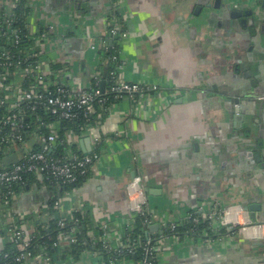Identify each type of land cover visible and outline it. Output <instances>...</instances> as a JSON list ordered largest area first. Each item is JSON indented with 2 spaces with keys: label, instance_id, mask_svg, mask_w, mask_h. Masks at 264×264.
Returning a JSON list of instances; mask_svg holds the SVG:
<instances>
[{
  "label": "crops",
  "instance_id": "0c3cea01",
  "mask_svg": "<svg viewBox=\"0 0 264 264\" xmlns=\"http://www.w3.org/2000/svg\"><path fill=\"white\" fill-rule=\"evenodd\" d=\"M7 1L0 0L1 13L3 8L7 11ZM209 1L215 0H119L116 4L129 33L121 42V75L128 82L158 85L161 90L138 103L124 98L108 108L105 120L100 116L101 122L90 132L69 134L71 146L81 155L95 152L96 139H100V160L82 186L58 197L62 216L76 211L88 215L89 231L97 239L107 233L113 247L119 248L125 232L134 228L127 193L134 174L142 178L145 188L156 192L146 193L151 214L148 231L160 226L158 231H149L151 236L160 233L165 223L193 211L204 215L217 205L261 206L255 216L264 224V168L254 157L260 154L264 162V111L259 110L263 104L247 101L258 112L252 116L255 123H243L253 130L250 140L240 127L245 103L233 101L244 98L246 90H242L247 87L242 78L249 69L244 68L239 76L232 59L241 54L238 40L233 42L241 33L232 24V11L225 6L220 11L225 17L224 13L222 19L212 17L206 8ZM230 1L225 3L233 9L245 3L256 11L258 3L264 2ZM30 3L34 27H53L55 42L48 50L68 58L75 70L67 72L63 83L88 86L101 56L89 50L87 38L105 36L114 6L109 0ZM200 7L204 10L196 14ZM262 10L259 27L264 25ZM88 140L91 151L86 147ZM55 192L37 186L24 193L14 204L15 217L28 229L44 224ZM218 230L210 240L187 236L166 241L159 254L161 264H264V236L249 239L229 234L224 227ZM263 233L264 228L258 234ZM6 242L0 237V249ZM58 251L56 264H107L102 254L90 249L78 260L69 249Z\"/></svg>",
  "mask_w": 264,
  "mask_h": 264
},
{
  "label": "built area",
  "instance_id": "2783aa9c",
  "mask_svg": "<svg viewBox=\"0 0 264 264\" xmlns=\"http://www.w3.org/2000/svg\"><path fill=\"white\" fill-rule=\"evenodd\" d=\"M28 1L30 2V0ZM7 2L6 16H10L18 8L19 0H8ZM31 15L32 11L26 22L23 20L28 30L27 35L21 34L18 30L9 31L7 29L14 23V18L5 17L0 20V155L3 158L16 155L18 158L17 163L11 167L0 169V188L5 191L0 194V231L4 233V235L0 234V237L6 239V244L12 245L16 250L15 255L4 253L0 264H56L55 256H50L44 251L33 252V238L37 233L38 226L33 229L29 228V230L23 221L15 217L14 204L18 202L23 194L14 191L12 186L14 183H23V174L27 172L35 175L40 184L49 182L50 184L62 185L74 184L78 181L80 175H86L95 170L100 160V155L97 152L101 142L100 139H96L95 152L92 154H84L78 157L67 150L63 155L55 156L54 150L59 143V137L55 131L60 124L65 121H74L81 114L84 118L97 114V106L103 108L108 100L106 96L110 93L114 94L116 99L120 101L128 98L133 103H138L144 99H151L153 94L159 93L161 90L158 85L126 81L121 75L124 67L122 59L120 60L121 64L116 68L114 85L109 90L92 89L90 84L83 86L81 82L76 87L63 83L67 72L75 70L70 66L68 58H64L60 62L56 54H52V51L48 50V47L55 42L51 35L53 27H43L41 25L34 27ZM109 18L110 16L107 18L108 27L111 26ZM120 27L121 25L118 22H114L110 35L112 38L120 37L123 41L129 36V33H121ZM106 34H108V29ZM84 35L87 38V34ZM87 39V41H90L89 50L93 52L99 53L101 50L108 48L109 43L107 40ZM61 41L63 40L61 39ZM115 60L116 58H114ZM58 64L62 66V69L56 72L54 67ZM103 64V61L100 60L97 69ZM95 71L94 78L97 80L96 85H98L102 82V74L100 71ZM41 110L55 118L53 122L46 124V128L52 131V134L47 138L38 133L30 134V131L28 132V129L35 122L26 124L27 120L30 121V118ZM41 122V119L37 120V123ZM93 129L94 127L86 124L80 128L79 132L88 133ZM28 133L31 137L30 141L27 139ZM30 142L32 144L34 142H44V149L33 151ZM127 193L131 212L145 216L147 218L145 224L149 227L151 214L146 198L145 185L140 176L137 175L128 182ZM237 208L242 207H220L217 205L208 213L198 215L210 224L211 234L218 232L219 227H224L229 234H239L249 239L262 238L264 233L261 235L252 234L248 233L247 230L263 229L264 224L253 223L243 208L240 214H238ZM53 209L56 211L55 215L49 206L48 216L45 223L42 224L43 228H47L49 222L53 219L57 220L61 229L70 226V233H62L60 240L54 245L59 249H69L79 242L77 237L81 234V231L78 220L75 218V214L79 211L74 212L69 217L62 216L63 205L61 200L54 202ZM243 215L247 216V220L242 219ZM199 216L187 213L177 221L163 224L160 233L153 236L148 234L143 248V258L139 262L127 260V263H123L125 259H122L124 250L129 254L136 253L137 242H131L130 239L122 240L119 248H117L109 244L105 232H103L100 239H97L89 231V237L91 245L100 242L108 252L115 254V258H111L109 263L106 262L107 264H161L159 254L162 245L166 241L171 243L174 238H180L177 231L179 227L188 224L197 226L201 222ZM31 224L33 225V222ZM105 229L107 228L105 227ZM166 231L169 233L167 234ZM194 233L189 234V236H196ZM202 236L208 237V240L211 237L207 233ZM94 252L101 254L98 251Z\"/></svg>",
  "mask_w": 264,
  "mask_h": 264
},
{
  "label": "trees",
  "instance_id": "16d2710c",
  "mask_svg": "<svg viewBox=\"0 0 264 264\" xmlns=\"http://www.w3.org/2000/svg\"><path fill=\"white\" fill-rule=\"evenodd\" d=\"M109 2L112 6H114V8H112L113 13L112 12H111L112 14L110 13V18H109V22L111 23V26L108 27V34H105V36L101 38V40H107L109 45L107 49L101 50L99 52V55L101 56V60L103 61L104 64L99 69L96 70V71L101 72L102 82L96 85L97 80L94 78V74L91 75L89 77L90 78L89 83L92 89H102V83H105L103 90L111 89L114 85V77L116 74V68L118 65L121 64L120 62L121 43L120 42L122 40L120 37L112 38V36L110 35V32L113 29L114 22H118L121 25L120 27L121 33L126 32L127 30H126L125 25L123 24L122 15L120 14L118 10L119 8L116 7V4L119 2V0H109ZM1 10L3 14H0V17H1L0 20L4 19L5 17L14 18L13 19L14 23L11 25L10 28H7L9 31L18 30L21 34H24V35L28 34V30L25 27V23H23V20L24 22H26L27 17L31 14V11H32V6L30 5V2L28 0H19L18 8L10 16H6L7 13H6L5 8ZM81 11L85 13V10H83L82 8H81ZM110 41L112 42L110 43ZM114 58H116L115 61H114ZM61 69H62V66L60 64L54 67V71L56 72L60 71ZM106 97L108 98V100L106 101V105L103 108L98 105L97 114L91 117H88V118L86 117L84 118L83 114H81L80 117L74 121H71V122L65 121L60 124L58 129L55 131V133L59 137V143L56 149L54 150L56 154L55 156H61L64 153H66L67 150H69L71 146V143L69 141L70 133L79 132L80 128L86 124L91 125L92 127L96 128V126L101 122L100 118L98 117L101 116L102 117L101 119L105 120V117L107 115V112L105 113V111L108 108H110L113 104L120 102V100L116 99L114 94L110 93ZM38 119H41L42 122L37 123ZM54 120L55 118L52 115L48 114L47 112L42 111V110L38 111L34 114V116L30 118V121L29 120L26 121V124L35 122V124H32V127L28 129V132L30 131V134L38 133L42 135L44 138H47L48 136L52 134V131L46 128V124L51 123ZM30 134L28 133L27 135L28 141H30L31 139ZM44 146H45L44 142H34L33 144L30 142V147L31 149H33V151H42L44 149ZM72 148L74 149L75 151L74 154L76 156L78 157L82 156L79 150L75 146H73ZM3 160L4 158L2 157V155H0V169L9 168L12 166V165L10 166L4 165ZM90 176H91V173H88L86 175H80L78 178V181L74 184L58 185L56 183L50 184L49 182L45 184H40L36 180L35 175L27 172L23 174V183L21 182L14 183L12 188L14 191H16L19 194L30 192L34 187H37V186L38 187L45 186L47 188H50V190L56 191L55 192L56 194L49 201V206L51 207V211L55 215L56 211L53 209V206H54V202L58 200V197L66 191H70V190H73V189H76L82 186V184L85 181H87V179H89ZM4 192H5L4 189L0 188V194H3ZM191 214H193L194 216H199L194 211L191 212ZM75 218L76 220H78L81 234H79L77 237L79 242L69 248V253L71 257L75 260H78L85 250L90 249L93 251L100 252L105 258V261L108 263L111 258H115V254L108 252L103 247L102 243L97 242L94 245H91V240L89 237L90 220L88 218V215H83L81 212H77L75 214ZM146 219L147 218L145 216L143 217V216L134 214V217H133L134 228L132 230H127L125 232V236L123 240L125 241V240L130 239L131 242L135 241L137 242L138 247L136 249L135 254H129L127 253L126 250H124L122 259L124 258L125 260H134L135 262H139L142 260L143 254H144L143 248H144V245L148 237L147 235L148 226L145 224ZM200 219H201V222L197 226L188 224V225L179 227L177 229L179 233L178 234L179 237L184 238V237L189 236V234L192 235L194 232H195L194 234H196L195 236L196 238H199V237L201 238L202 235H204V233H207L208 235L211 236L212 234L210 232V224L204 219H202L201 217ZM62 233L69 234L70 226H68L65 229H61L58 226L57 220L55 219L51 220L48 224V227L45 229L43 228V225L38 226L37 233L35 234L33 238V252L38 253L40 251H44V252H47L50 256L56 257V255L59 254V251H58L59 248H56L54 245L60 240L61 238L60 235ZM166 233L168 234L169 232L166 231ZM0 234L4 235L2 231H0ZM4 253H12L13 255H15L16 250L14 249L12 245L6 244L5 247L0 250V262L3 260Z\"/></svg>",
  "mask_w": 264,
  "mask_h": 264
},
{
  "label": "flooded vegetation",
  "instance_id": "af4514ba",
  "mask_svg": "<svg viewBox=\"0 0 264 264\" xmlns=\"http://www.w3.org/2000/svg\"><path fill=\"white\" fill-rule=\"evenodd\" d=\"M232 3H234V0H231ZM230 1V2H231ZM246 1H250V0H246ZM245 1V2H246ZM227 3H225V0L221 1V8L220 11H223V8L225 9V6H227V9L232 11L231 12V16L233 15V13H242V15L240 17H233L232 16V21H233V26L235 27V29H237V31H239L241 34L235 36V39L233 42L237 41L238 44L240 45L241 49V54H234L232 55V59L234 61L235 64V69L234 72L235 73H239L240 76V71H243L244 68H248V72L244 71L243 74V78L244 81L243 83L246 84L247 87H245V89L243 88L242 91H245V96L242 99H238L241 102H243V104L245 103V109H246V114L245 116V121H247L248 124H250L249 122L253 121L252 116H256L255 114L258 115V112H256V110H252L250 109V104L249 100L252 101H256V102H262L261 104H263V107L261 105V108H259V110L264 111V61H261V68H255V49L257 48V50H261V55L260 58H264V52H263V44L259 41V37L261 35H263L261 32H264V25H261L262 23L259 20V10L264 11V2L260 1L258 3L257 6V11L253 9V7L249 8V7H245L243 3V7H238V9H233V5H226ZM247 4V3H246ZM229 6V7H228ZM246 11H248L247 14ZM250 11V12H249ZM251 11L253 12V14L251 13ZM223 13L220 15V17H217V19H222L223 17ZM224 17H225V13H224ZM260 19H263L260 17ZM259 22L260 27H259ZM219 26L221 27L222 24L219 23ZM243 35V40L241 41V36ZM236 43V42H235ZM230 52H232V50H230ZM263 52V53H262ZM255 72V73H254ZM249 84V85H247ZM240 88V86H239ZM240 92V90H238ZM237 99L233 98V101L235 102ZM231 100V102H233ZM257 120V119H256ZM255 123V120L253 121ZM243 128H245V133L248 136V138L251 140L253 138L252 136V128H249L248 125H243ZM253 155V154H252Z\"/></svg>",
  "mask_w": 264,
  "mask_h": 264
},
{
  "label": "water",
  "instance_id": "95a60500",
  "mask_svg": "<svg viewBox=\"0 0 264 264\" xmlns=\"http://www.w3.org/2000/svg\"><path fill=\"white\" fill-rule=\"evenodd\" d=\"M221 1L222 0H215L214 2H212V1H209L208 2V4H206V8H207V10H209V11H211V16L212 17H220V8H221ZM229 7V6H228ZM202 10H204L203 8H198V10L196 11V14H198L199 13V11H202ZM212 10H213V12H212ZM250 12V11H249ZM248 13V11H246V13L245 14H247ZM251 13L253 14V12L251 11ZM242 15V13H233V17H240ZM83 69H86V66L85 65H83ZM104 86H105V83H102V89H104ZM235 103L237 104H240V100H236L235 101ZM235 113H239L240 112V110L238 109V108H236L235 110ZM239 116V115H238ZM238 116H236V119H238ZM241 120H242V122H241V126L240 127H242L243 126V123H244V121H245V116L243 115V116H241V118H240ZM86 147H87V149L89 150V151H91L92 150V148H91V141L90 140H88L87 141V143H86ZM254 157H255V159L257 160V162L259 163V166H260V168H264V162H263V158L260 156V154H255L254 155ZM17 160H18V158H17V156L16 155H11V156H8V157H6V158H4V160H3V164L4 165H6V166H10V165H13V164H15V163H17ZM135 177V174L133 175V178ZM145 193H151V194H154V193H156V192H153L152 190H150V189H147V188H145ZM239 207H242L248 214H249V218L251 219V221L253 222V223H258L259 224V222H257L256 221V216H255V212H259V211H261L262 210V207L261 206H258V205H251L250 207H247V206H242V205H239ZM260 223H263V222H260ZM159 228H160V226L157 224V225H155V226H152L151 228H150V230L149 231H153L154 229H155V231H158L159 230ZM149 231L147 232V235L149 234ZM264 258V257H263Z\"/></svg>",
  "mask_w": 264,
  "mask_h": 264
},
{
  "label": "rangeland",
  "instance_id": "374dc122",
  "mask_svg": "<svg viewBox=\"0 0 264 264\" xmlns=\"http://www.w3.org/2000/svg\"><path fill=\"white\" fill-rule=\"evenodd\" d=\"M205 13V12H204ZM203 20V19H202ZM263 35H261L259 37V41L263 44V52H264V32L262 31L261 32ZM262 52V53H263ZM255 53H256V56H255V59H256V62H255V68H261V61L263 60L264 61V58H260V55H261V50H257V48L255 49ZM264 54V53H263ZM56 57L60 60V62H62L64 60V57H61L60 55L56 54ZM62 60V61H61Z\"/></svg>",
  "mask_w": 264,
  "mask_h": 264
},
{
  "label": "bare ground",
  "instance_id": "6f19581e",
  "mask_svg": "<svg viewBox=\"0 0 264 264\" xmlns=\"http://www.w3.org/2000/svg\"><path fill=\"white\" fill-rule=\"evenodd\" d=\"M242 208H237L236 210L239 212L238 214H240ZM244 216V215H243ZM247 220V217H245ZM261 230V228H255V229H248L247 232L248 233H253V234H258L259 231Z\"/></svg>",
  "mask_w": 264,
  "mask_h": 264
}]
</instances>
